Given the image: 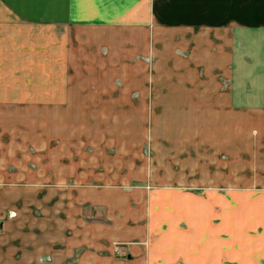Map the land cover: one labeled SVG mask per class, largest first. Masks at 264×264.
I'll return each instance as SVG.
<instances>
[{
	"label": "crops",
	"instance_id": "1",
	"mask_svg": "<svg viewBox=\"0 0 264 264\" xmlns=\"http://www.w3.org/2000/svg\"><path fill=\"white\" fill-rule=\"evenodd\" d=\"M0 4L62 70L0 149V264H264V0Z\"/></svg>",
	"mask_w": 264,
	"mask_h": 264
},
{
	"label": "rangeland",
	"instance_id": "2",
	"mask_svg": "<svg viewBox=\"0 0 264 264\" xmlns=\"http://www.w3.org/2000/svg\"><path fill=\"white\" fill-rule=\"evenodd\" d=\"M45 30L44 27L22 22L12 15L9 18L8 12L0 4V149L2 150L7 141L14 146L15 140L37 136L40 130L39 124H50V117L46 115L49 112L47 107L54 106L56 101L48 99L50 93L55 90L56 80L61 77L62 70L55 67L53 58L50 61L47 59L46 64L43 62L49 54L44 51L45 40L52 39L51 36L46 35ZM70 75L68 73V76ZM73 86L79 90L85 85ZM83 118L79 117L80 123ZM17 146H14L15 150H22L21 144ZM12 149L10 147L8 150ZM147 150L149 151V148ZM1 166L6 165L0 164ZM144 190L150 189L144 188ZM190 190L197 191L195 187H190ZM151 198L152 195H149L146 202L149 203ZM131 201H133L132 197ZM101 218V214L98 213L96 219Z\"/></svg>",
	"mask_w": 264,
	"mask_h": 264
},
{
	"label": "built area",
	"instance_id": "3",
	"mask_svg": "<svg viewBox=\"0 0 264 264\" xmlns=\"http://www.w3.org/2000/svg\"><path fill=\"white\" fill-rule=\"evenodd\" d=\"M113 251L116 252V253H119L120 252V246L115 244Z\"/></svg>",
	"mask_w": 264,
	"mask_h": 264
}]
</instances>
